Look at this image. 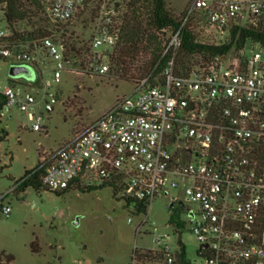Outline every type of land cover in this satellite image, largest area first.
<instances>
[{
  "label": "built area",
  "instance_id": "1",
  "mask_svg": "<svg viewBox=\"0 0 264 264\" xmlns=\"http://www.w3.org/2000/svg\"><path fill=\"white\" fill-rule=\"evenodd\" d=\"M128 2L43 0L50 18L63 26L84 11L91 13L88 47L78 58L73 55L77 47L70 50L53 35L33 46L12 42L7 0H0V20L6 23L0 27V59L10 60L11 66L32 63L39 72L50 61L56 82L67 68L104 75ZM177 15L180 25L167 37L162 71L155 74L156 64L70 139L38 153L36 166L24 179L42 171V185L50 190L108 184L136 211L142 204L144 210L137 212L146 217L154 198L170 197L173 206L184 210L182 226L190 224L196 254L205 264H264V46L247 40L261 51L246 54V41L225 54L199 56L200 62L185 73L175 72L185 28L202 43L223 44L236 28L264 29V0H187ZM39 85L32 83L43 90L40 98L38 92L15 85L1 92L3 108L33 115L34 131L41 130L44 120L36 108L49 113L57 102L47 90L49 81ZM175 190L181 197L171 194ZM6 193L0 194V211L8 216L11 208L2 202ZM182 235L180 228L154 235L156 247L140 253L155 258L134 256L133 264H199L190 260Z\"/></svg>",
  "mask_w": 264,
  "mask_h": 264
},
{
  "label": "rangeland",
  "instance_id": "2",
  "mask_svg": "<svg viewBox=\"0 0 264 264\" xmlns=\"http://www.w3.org/2000/svg\"><path fill=\"white\" fill-rule=\"evenodd\" d=\"M186 2L167 0V7L178 16ZM90 21L91 13L84 11L63 27L68 35L73 33V40L59 34L53 37L67 46L73 43L83 56L90 39ZM5 26L0 20V27ZM244 48L246 54L261 51L252 41H247ZM200 59L194 56L192 65ZM26 66V73L11 76L10 60L0 59V92L15 85L38 92L40 98L43 90L33 87V81L40 87L49 81L47 90L56 95L57 102L49 113L36 108V113L44 117L39 131L31 129L35 120L31 113L0 108V194L7 191L2 202L11 208L8 216L0 211V260L15 264H133L135 248L152 249L156 247L154 235L180 228L190 260L205 264L196 254L198 242L188 231L190 224L182 226L187 219L184 210L178 204L168 210L170 197L154 198L146 217L135 210L133 203L127 204L115 195L108 184L85 191L71 188L62 194L31 186L20 191L14 186L25 170L36 166L38 153L70 139L79 127L109 109L117 97L129 93L135 82L116 78L110 69L104 75H92L78 67L62 71L56 82L50 61L45 67L39 65L40 72L33 65ZM171 194L181 197L176 190ZM186 205L195 206L188 201Z\"/></svg>",
  "mask_w": 264,
  "mask_h": 264
},
{
  "label": "trees",
  "instance_id": "3",
  "mask_svg": "<svg viewBox=\"0 0 264 264\" xmlns=\"http://www.w3.org/2000/svg\"><path fill=\"white\" fill-rule=\"evenodd\" d=\"M5 19L12 28L13 35L10 39L14 43L33 46L43 37L55 34H59L60 38L73 40V33L68 35L67 31L63 30V25L50 18L43 0H7ZM22 25L24 27H21ZM179 25V17L168 9L167 0H129L120 40L113 52L108 55V61L111 63L110 71L114 72V76L118 79L135 81L149 73L156 64L158 66L155 74L160 73L166 61V58H161V55L167 37ZM247 40L258 41L264 46V29L236 28L232 31V38L229 41L220 45H213L200 42L195 34L185 28L182 45L176 56L175 72L179 75L189 70L194 56L208 58L225 54L232 48L240 49ZM68 47L72 50L76 46L71 43ZM73 55L80 58V50L73 49ZM28 64L32 65V63ZM2 107L3 94L0 92V108L2 109ZM33 169L25 170L23 177L19 179L21 182L17 188L20 191H24L29 186L36 190L46 188L42 185V171H34L28 178L24 179ZM69 189L51 191L62 194ZM144 208L140 203L137 205L138 212ZM134 256L137 259L155 258L152 254H141L138 248L134 249L132 259Z\"/></svg>",
  "mask_w": 264,
  "mask_h": 264
},
{
  "label": "water",
  "instance_id": "4",
  "mask_svg": "<svg viewBox=\"0 0 264 264\" xmlns=\"http://www.w3.org/2000/svg\"><path fill=\"white\" fill-rule=\"evenodd\" d=\"M28 71V68L26 65H12L9 69V74L11 76H18L22 73H26ZM173 207V203H170L168 206V210L171 211Z\"/></svg>",
  "mask_w": 264,
  "mask_h": 264
}]
</instances>
